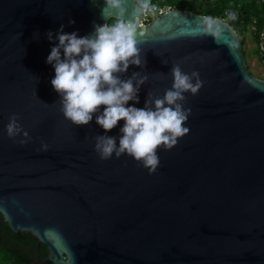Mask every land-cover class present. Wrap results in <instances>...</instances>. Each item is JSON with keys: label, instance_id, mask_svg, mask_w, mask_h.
I'll return each instance as SVG.
<instances>
[{"label": "water", "instance_id": "95a60500", "mask_svg": "<svg viewBox=\"0 0 264 264\" xmlns=\"http://www.w3.org/2000/svg\"><path fill=\"white\" fill-rule=\"evenodd\" d=\"M123 7L142 63L117 75L147 76L139 103L126 106L163 97L179 64L203 81L181 102L191 109L189 132L157 149L155 172L126 153L102 160L95 137H116L119 146L125 121L105 132L96 123L103 105L86 125L64 117L46 62L58 40L47 33L63 25L86 36L117 10L106 0H0L4 221L46 244L47 256L33 264H264V77L249 70L238 32L221 17L172 8L145 22L137 0ZM206 16L217 21L211 34ZM261 49L264 65V34ZM13 114L26 143L7 134Z\"/></svg>", "mask_w": 264, "mask_h": 264}, {"label": "clouds", "instance_id": "9594fccd", "mask_svg": "<svg viewBox=\"0 0 264 264\" xmlns=\"http://www.w3.org/2000/svg\"><path fill=\"white\" fill-rule=\"evenodd\" d=\"M123 4L124 0H106L107 7L117 10L118 19L112 24L94 25V31L86 36H78L76 31L64 32L63 25L55 36L49 31L48 39L58 40V43L51 48L46 62L54 67L51 85L61 97V111L67 120L75 125H86L103 105V111L96 115V123L105 132L111 131L120 120L125 121L120 128L119 146L116 137H95V151L100 158L106 160L113 154L119 158L126 153L142 162L151 173L160 163L157 149L161 146L171 149L178 138L189 132L184 124L191 109L184 108L181 102L186 99L184 93L197 94L203 81L198 72L185 73L176 64L171 68L172 87L165 90L163 97L149 93L143 108L126 106L129 101L139 103L140 85L146 82L147 76L134 72L123 80L117 75L127 72L130 64L140 66L142 63L135 39L136 25L123 19L126 11ZM137 4L140 16L152 10V0H137ZM202 23L209 34L217 25L216 20L207 16ZM6 130L10 138L22 133L25 139L19 141L21 144L29 139L16 114L10 116ZM42 147L46 150L48 146L42 144Z\"/></svg>", "mask_w": 264, "mask_h": 264}, {"label": "trees", "instance_id": "16d2710c", "mask_svg": "<svg viewBox=\"0 0 264 264\" xmlns=\"http://www.w3.org/2000/svg\"><path fill=\"white\" fill-rule=\"evenodd\" d=\"M153 3L193 10L227 20L238 32L245 56L248 54L245 49L246 34L250 33L257 43L254 51L262 60L264 0H153ZM117 19L110 18L108 24L114 23ZM47 253L46 244L40 242L30 232L18 234L13 231L0 213V264H33L45 258Z\"/></svg>", "mask_w": 264, "mask_h": 264}, {"label": "rangeland", "instance_id": "374dc122", "mask_svg": "<svg viewBox=\"0 0 264 264\" xmlns=\"http://www.w3.org/2000/svg\"><path fill=\"white\" fill-rule=\"evenodd\" d=\"M156 13H152L151 17L152 19L156 16ZM256 41L252 37V34L247 33L246 34V45L245 49L248 51V54L246 56V60L248 63L249 70L256 76L262 77L264 75V65L262 63V60L260 59L259 54H257L254 49L256 48Z\"/></svg>", "mask_w": 264, "mask_h": 264}, {"label": "built area", "instance_id": "2783aa9c", "mask_svg": "<svg viewBox=\"0 0 264 264\" xmlns=\"http://www.w3.org/2000/svg\"><path fill=\"white\" fill-rule=\"evenodd\" d=\"M170 9H172V6H170V5H161L159 3H153V1H152V10L149 12H146L143 15L144 21L149 22L152 19L151 14L153 12L156 13L157 15H160V14H162L165 11L170 10Z\"/></svg>", "mask_w": 264, "mask_h": 264}]
</instances>
